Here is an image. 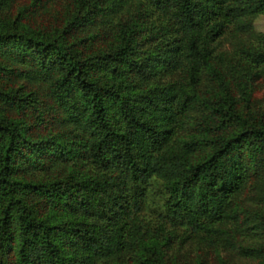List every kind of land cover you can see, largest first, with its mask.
<instances>
[{
    "label": "trees",
    "instance_id": "16d2710c",
    "mask_svg": "<svg viewBox=\"0 0 264 264\" xmlns=\"http://www.w3.org/2000/svg\"><path fill=\"white\" fill-rule=\"evenodd\" d=\"M15 1L0 264H264V0Z\"/></svg>",
    "mask_w": 264,
    "mask_h": 264
},
{
    "label": "rangeland",
    "instance_id": "374dc122",
    "mask_svg": "<svg viewBox=\"0 0 264 264\" xmlns=\"http://www.w3.org/2000/svg\"><path fill=\"white\" fill-rule=\"evenodd\" d=\"M21 2V0H16L12 7L15 8L17 4ZM66 3V0H47L45 4L42 6L38 2L37 8L35 7V11L33 12L32 16L34 19L42 20L44 22H51L54 19H61L63 14L64 5ZM254 28L256 31H262L264 32V14L257 15L254 20ZM256 95L259 97H264V80H261L259 85L257 86ZM156 195H152L149 200V204L151 202H157L159 198V189L156 190ZM146 212H149V209L145 210ZM226 257H229V255L222 251H211L208 254V260L205 264H259V261L257 259H250L247 257H241L237 256L236 254L231 257V259H225ZM228 260V261H227ZM192 260H190V263L185 260L184 264H195L191 263ZM181 263V262H180ZM182 264V263H181Z\"/></svg>",
    "mask_w": 264,
    "mask_h": 264
}]
</instances>
